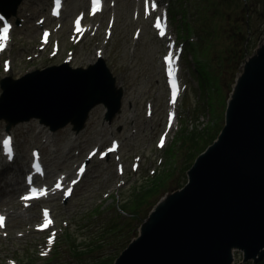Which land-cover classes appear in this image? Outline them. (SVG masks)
Listing matches in <instances>:
<instances>
[{
	"label": "rangeland",
	"instance_id": "1",
	"mask_svg": "<svg viewBox=\"0 0 264 264\" xmlns=\"http://www.w3.org/2000/svg\"><path fill=\"white\" fill-rule=\"evenodd\" d=\"M34 1L38 3V0H24L18 6L16 16H20L24 8ZM85 1L65 0L64 13L69 10L68 13L72 12L73 14L76 10L84 7ZM198 1V6L193 14V5ZM39 2L44 8L34 18L45 13L49 0H39ZM214 2L218 4L213 5L209 0H193L191 3L190 11L195 22L192 29L200 30L204 40L203 25L216 26L217 32L215 36L213 34L209 35V41L213 43L212 47L203 44L198 46V57L208 68L207 70L202 66L201 74L197 73L196 69L193 71L192 60H194V57L189 53V47L186 48L183 76L186 81L190 82L191 76H189V73L190 75L194 73L196 81H192V89L189 91L190 86L178 104L179 121L170 132L166 146L180 138L179 132L182 131L183 134L194 130L196 127L194 131L200 134L203 133L204 138L212 137L214 140L218 136L225 123L226 101L232 93L233 85L242 71V66L257 44L264 41V0H214ZM25 3L27 4L22 8ZM34 7L38 10L40 4H35ZM135 8L134 0H117L114 34L107 46L104 61L115 76L117 84L124 88L125 104L121 112L116 113L108 129L101 132L97 131L96 126L99 122V110L102 105H96V108L93 107L95 109H91L90 118L84 127L85 131L83 130L82 134L79 135L77 143L79 147L87 148L96 138L104 136L109 130H113V134L122 138L124 143L121 154L125 164H128L135 155L142 153H145L147 157L143 158L141 163L151 164L155 163L156 157L161 154V151L154 148V143L162 129L166 90L159 60L161 49L159 41L148 26H145V20H140L137 24L132 19L131 12ZM213 8L216 12L212 14V19L207 21L209 11ZM107 11L108 9L102 14H107ZM177 18L180 19V16L178 15ZM174 20H176L175 17ZM136 24L142 27V31L140 39L135 43V52L131 54L129 53L131 34L137 26ZM174 27L172 25V29ZM19 35L22 41L24 39L22 33L20 32ZM22 45L27 46V43ZM21 50L20 45L17 51L14 52L15 64L17 65L15 68H18L17 73L24 72L27 69L26 63L20 57ZM80 50L81 55L84 54L85 50H90V53H92L93 47H80ZM220 54H223L228 62L225 66L221 65L222 67L217 66ZM223 58L221 59L223 60ZM194 61L199 63L198 60ZM39 63L40 61L36 62V64ZM77 63L80 64L79 60H77ZM221 64L223 63L221 62ZM211 72L216 74L218 90H214V85L209 83L212 76ZM46 73L51 74L50 72ZM197 82L199 86L208 89V94L205 93L204 100L202 98L199 101L197 100V93L200 90ZM204 84L208 85L204 86ZM211 92H215L214 95L211 96ZM207 96H211L210 113L213 119L209 117L208 126L203 127L201 125L203 122L202 115L206 116L203 111L207 106ZM149 99L153 103V115L150 118L143 114L144 103ZM194 112H197V115L193 117ZM181 118L184 119L183 122H181ZM35 121L31 119L11 126V129L17 135L18 159L25 161L28 148L37 142L44 148V159L47 164V171L51 176L56 175L58 171L70 173L71 175L81 156L74 153L72 155L66 154L65 151H61L55 145L62 147L68 142V135L71 132L70 125L58 129L56 132L58 142H54L50 135H43L45 136L43 141L32 133ZM4 122V120H0V129L5 126ZM209 142H211V138L207 139L206 144ZM170 148L167 152L169 159L166 168L163 170V165H161L159 171L157 170L158 175L162 178L158 192L154 197L148 198V201L144 199L146 197L145 193H140L141 190L144 191L141 187L144 188V185H148V169L142 170L140 168V171L133 173L128 168L123 176L124 180H120V177L114 171V161L109 158L106 162L93 161L83 181L75 188L72 197L64 203L54 202L53 210L58 227L57 238L62 236L61 244L57 248V256L60 258L61 264H78V260H75L76 256L72 255L76 253L71 252L67 246L62 247L65 243L66 233L68 242L72 239L70 243H78V245L80 243L93 244L90 252H85L79 256L84 261L92 262L91 264H101L102 258L96 260V256L104 254L109 255V257L103 264H112L118 252L123 250L138 235L141 226L147 221L148 215L154 206L166 195L185 184L187 165H191L194 162V157L201 153L194 152L188 159V152L185 147L182 148V151L186 154V158L183 152L184 157H181L180 150L175 146L171 145ZM192 148L194 151V147ZM165 150L166 148L163 154ZM51 160L54 163H50ZM15 165L19 167L18 162ZM8 169L0 172V208L11 212L8 226L4 230L7 236L2 237L1 235L4 233L0 231V264H5L8 256L17 254L14 253V250L18 251L26 264H30L26 257L28 256L32 260L36 257L35 251L42 243L44 236L42 233L34 232L32 228L38 218L35 206L28 210H21V217L15 216V211L20 210L17 196L21 191L22 176L20 172L14 169V166ZM116 205L120 206L122 210L120 211ZM239 253L240 250H234V262L232 264L242 263ZM260 259L262 261V258ZM83 260L79 261L80 264H84ZM38 264H41V261H38Z\"/></svg>",
	"mask_w": 264,
	"mask_h": 264
},
{
	"label": "water",
	"instance_id": "2",
	"mask_svg": "<svg viewBox=\"0 0 264 264\" xmlns=\"http://www.w3.org/2000/svg\"><path fill=\"white\" fill-rule=\"evenodd\" d=\"M77 72L7 80L0 118L9 125L35 116L53 129L70 121L77 129L99 102L109 107L111 118L120 92L106 73L88 71L85 80ZM93 81L96 91L84 88ZM187 177L183 188L154 206L113 264H232L233 250H243L245 259L264 257V41L245 60L224 126Z\"/></svg>",
	"mask_w": 264,
	"mask_h": 264
},
{
	"label": "trees",
	"instance_id": "3",
	"mask_svg": "<svg viewBox=\"0 0 264 264\" xmlns=\"http://www.w3.org/2000/svg\"><path fill=\"white\" fill-rule=\"evenodd\" d=\"M196 128L194 130H196ZM194 130L189 131V132H185V133H183L181 135V138L183 140V144L185 143L184 147H185L186 151L188 152V156H187L188 159L194 154V152L195 153L201 152V148L206 144L207 139L211 138V142L207 143L203 147V150L208 144H211L213 142V138L212 137L204 138V134L203 133L202 134L196 133ZM208 130H209V128L207 129V131ZM192 147H194V151H193ZM190 166L191 165H187L186 169H188ZM160 181H162V178H161V176H158L154 181L150 182L149 186H152L156 193L158 192V187H159ZM146 192L147 191L145 189H144V192L142 191V193H145L146 197L144 199H147L146 201L149 200L148 198H152V197L155 196V195H150V193H148V192L146 193ZM70 239H71V236H70ZM71 241H72V239L70 240V242ZM70 242L67 243L66 246L70 248L71 252H75L76 253V254H72V255L76 256L75 260H78V262L83 260L79 256L81 254L85 253V252H90V248L93 247L92 243H80L79 245H81V246L79 247L78 243H70ZM91 251L93 252V249ZM108 257H109V255L96 256V260H98L99 258H102L100 263L103 264V263H105L107 261ZM263 262H264V260H262L260 263H263ZM91 263L92 262L84 261V264H91ZM24 264H26V263H24Z\"/></svg>",
	"mask_w": 264,
	"mask_h": 264
},
{
	"label": "snow or ice",
	"instance_id": "4",
	"mask_svg": "<svg viewBox=\"0 0 264 264\" xmlns=\"http://www.w3.org/2000/svg\"><path fill=\"white\" fill-rule=\"evenodd\" d=\"M92 3H93V9L94 11L95 10H98V5H99V0H92ZM56 4H57V7H59V0H56ZM147 6H148V0H145V8H146V11H147ZM152 8L155 9L156 8V4L153 2L152 3ZM57 12L54 10L53 11V15H56ZM3 17H0V21H3ZM79 19L76 21V25H77V29H79ZM159 30H160V35L163 36L164 35V31H163V28L161 27V23H160V19L157 18V23L155 25ZM9 25L8 24H4L3 27H0V50H3V47H4V41L6 39V35L9 31ZM47 37V33H45V38ZM172 56H173V53H169L168 54V57L166 58V63L168 64L169 66V69H168V76H169V80L172 84V88H173V93H172V103H175L176 101V84H175V79H174V74L172 72V69H171V63H172ZM171 120H172V117L171 115L169 116V126H171ZM10 144V140H5L4 141V145L5 147H7L8 145ZM164 144V137L162 136L161 139H160V146H163ZM114 150L113 149H110L109 151H112ZM7 155H8V158L11 160L12 158V154H11V150L9 149L8 152H7ZM35 155V154H34ZM81 172L83 171V169L80 170ZM57 188H60V184L58 183L56 185ZM70 191V189H69ZM29 197L25 196L23 197V199L27 200ZM45 217H47V213L45 212ZM3 220L4 218L3 217H0V227L3 226ZM51 240H49V243L51 244Z\"/></svg>",
	"mask_w": 264,
	"mask_h": 264
},
{
	"label": "bare ground",
	"instance_id": "5",
	"mask_svg": "<svg viewBox=\"0 0 264 264\" xmlns=\"http://www.w3.org/2000/svg\"><path fill=\"white\" fill-rule=\"evenodd\" d=\"M3 2H4V0H0V4H3ZM62 13H64L63 11H61ZM69 12V10L66 12V14ZM97 65V64H96ZM96 65L94 66V67H96ZM91 70H93V71H95L96 72V68H93V69H91ZM156 74V73H155ZM84 79L85 80H88V76H84ZM93 88V90L92 91H96L95 90V82L93 81L92 83H88V85L87 86H85L84 88L85 89H90V88ZM92 91H90V92H92ZM71 95V94H70ZM70 95H66V96H70ZM35 95L33 94V96L32 97H34ZM92 97H97L96 95L95 96H92ZM66 101H68V100H70V99H65ZM82 101H85L83 98H82ZM84 131H85V129H83ZM183 155H185V158H186V154H183ZM199 155V154H198ZM197 155V156H198ZM138 156L141 158V159H143V158H146L147 156L145 155V153H142V154H138ZM196 156V157H197ZM184 157V156H183ZM51 159H53V158H51ZM53 160H51V162H52ZM139 166L142 168V170L143 169H148V171H150V170H159V168L161 167V164H158V163H151V164H146L145 162L144 163H140L139 164ZM139 171H140V169H138ZM123 172H125V170H122ZM187 175V174H186ZM187 179H188V177H187ZM150 182L151 181H148V185L146 184V185H144V188L143 187H141V189H145L148 193H150V195H155L156 194V192H155V190L153 189V187L152 186H149L150 185ZM186 182H187V180H186ZM185 182V183H186ZM185 184H183L181 187H179V189H181V188H183V186H184ZM137 188V187H136ZM179 189H177V190H179ZM176 190V191H177ZM144 192V191H143ZM140 193H142V190H141V192ZM232 257L234 258V250H233V252H232Z\"/></svg>",
	"mask_w": 264,
	"mask_h": 264
}]
</instances>
